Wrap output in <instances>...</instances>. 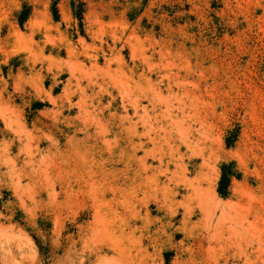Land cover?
Segmentation results:
<instances>
[{"label":"rangeland","instance_id":"374dc122","mask_svg":"<svg viewBox=\"0 0 264 264\" xmlns=\"http://www.w3.org/2000/svg\"><path fill=\"white\" fill-rule=\"evenodd\" d=\"M246 261L264 0H0V264Z\"/></svg>","mask_w":264,"mask_h":264},{"label":"bare ground","instance_id":"6f19581e","mask_svg":"<svg viewBox=\"0 0 264 264\" xmlns=\"http://www.w3.org/2000/svg\"><path fill=\"white\" fill-rule=\"evenodd\" d=\"M143 56H144V55H143ZM94 65H95V64H94ZM103 72H104V71H103ZM105 72H106V71H105ZM132 81H133V80H132ZM92 83H93V82H92ZM93 84H94V83H93ZM138 86H139V85H138ZM150 86H151V85H150ZM141 92H142V91H141ZM127 94H128V92H127ZM146 96H147V95H146ZM131 98H132V97H131ZM132 101H133V99H132ZM135 102H136V101H135ZM82 103H83V102H82ZM82 103H81V104H82ZM84 105H85V104H84ZM141 105H142V104H141ZM136 106H137V103H136ZM136 106H134V107H136ZM142 106H143V105H142ZM134 107H133V108H134ZM136 108H137V107H136ZM123 109H124V108H123ZM143 109H144V108H143ZM126 110H127V109H126ZM134 110H135V109H134ZM145 113H146V112H145ZM127 115H128V114H127ZM145 116H146V115H145ZM146 117H147V116H146ZM146 119H147V118H146ZM149 126H150V125H149ZM128 130H129V129H128ZM146 131H147V130H146ZM98 132H99V131H98ZM98 132H97V133H98ZM101 132H102V131H101ZM150 132H151V131H150ZM148 141H150V140H148ZM139 142H140V141H139ZM139 142H138V143H139ZM114 143H115V142H114ZM150 143H151V142H150ZM140 144H141V142H140ZM133 145H134V144H133ZM142 145H143V144H142ZM131 146H132V145H131ZM196 154H197V152H196ZM197 155H199V154H197ZM149 165H150V164H149ZM123 170H124V169H123ZM128 177H129V176H128ZM133 178H134V177H133ZM190 184H192V183H190ZM197 187H198V188H197ZM197 187L195 186L196 189L200 190V189H199V188H200V185L197 186ZM112 188H113V187H112ZM188 188H189V187H188ZM210 189H211V188H210ZM210 189H209V190H205V189H204V190H205V193H206V191L210 192ZM199 192L202 193V195L204 196V194H203L204 191H202V189H201V191H199ZM208 192H207V193H208ZM193 193H194V192H193ZM210 193H211V192H210ZM179 194H180V193H179ZM202 195H201V196H202ZM203 196H202V197H203ZM204 197H205V196H204ZM208 197L210 198V196H208ZM197 198H198V197H197ZM167 199H168V198H167ZM198 200H199V198H198ZM208 200H209V199H208ZM210 200H212V198H210ZM212 201H213V200H212ZM213 202H214V201H213ZM214 204H215V206H218V205H219V204H217L216 202H215ZM188 210H190V209H188ZM224 211H225V210L223 209V212H224ZM185 213H186V212H185ZM188 216H189V215H188ZM221 219H222V218H221ZM219 224H220V222H219ZM214 227H215V226H214ZM216 227L218 228V225H217ZM230 228H231V227H230ZM241 228H242V226H241ZM234 229H235V228H234ZM247 229H249V228H247ZM214 230H215L216 232L219 231V230H217V229H214ZM214 230H213V231H214ZM241 231H242V230H241ZM247 232H248V230H247ZM212 233H213V232H212ZM221 233H222V232H221ZM215 234H216V233H214V236H215ZM229 234H230V232H229ZM210 235H211V234H210ZM212 235H213V234H212ZM212 235H211V236H212ZM218 235H219V232H218ZM231 235H232V233H231ZM235 235H236V234H235ZM202 236H203V235H202ZM211 236H210V239H211ZM219 236H221V235H219ZM217 238H218V237H217ZM203 239H204V238H203ZM213 241H214V240H213ZM258 241H259V240H258ZM193 243H194V242H193ZM196 243H197V242H196ZM115 246H116V244H115ZM209 247H210V246H209ZM245 249H246V247H245ZM258 249H259V248H258ZM247 250H248V249H247ZM244 253H247V252H246V251L243 252V256H245ZM120 254H121V253H120ZM241 255H242V254H241ZM113 257H114V256H113ZM121 257H123V256H121ZM234 257H235V256H234ZM234 257H233V258H234ZM123 258H124V257H123ZM248 259H249V258H248ZM248 259H245V260L248 261ZM126 260H127V259H126ZM249 260H250V259H249ZM120 261H121V260H120ZM124 261H125V260H124ZM247 261H246V263L249 264L250 261H249V262H247ZM244 264H245V262H244Z\"/></svg>","mask_w":264,"mask_h":264},{"label":"trees","instance_id":"16d2710c","mask_svg":"<svg viewBox=\"0 0 264 264\" xmlns=\"http://www.w3.org/2000/svg\"><path fill=\"white\" fill-rule=\"evenodd\" d=\"M230 183V177H228V173L224 172L223 177L220 182V188H219V193L222 196L227 195V189Z\"/></svg>","mask_w":264,"mask_h":264}]
</instances>
